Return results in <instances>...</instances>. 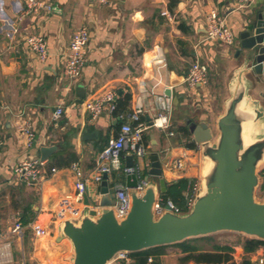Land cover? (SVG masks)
<instances>
[{"label":"crops","instance_id":"1","mask_svg":"<svg viewBox=\"0 0 264 264\" xmlns=\"http://www.w3.org/2000/svg\"><path fill=\"white\" fill-rule=\"evenodd\" d=\"M41 1L51 10L23 15L26 0H0V264H72V246L67 238H60L59 226L79 219L84 211V198L76 199V174L89 179L85 195L90 207L96 206L101 183H93L91 175L100 152L126 121L117 120L107 107L97 120H90L84 104L107 92L116 94V105L119 98L130 97L121 115L131 112L136 103L142 106L144 159L150 164L151 157H158L165 185L182 178L200 179L204 162L200 146L191 142L188 124L203 122L214 132L230 96L231 76L244 64L245 52L236 55L238 36L257 11L264 19V0H251L244 9L233 0ZM210 12L224 18L233 45L205 39ZM79 27L89 31L86 62L78 80L69 83L62 77L63 57ZM30 34L47 43L43 63L26 44ZM196 61L207 67V83L189 88L184 79ZM247 77L252 82L247 93L264 107L263 79ZM219 87L224 90L217 92ZM161 100L170 103L167 130L150 126L163 113ZM59 106L62 118L55 122L53 114ZM24 122L30 126L31 143L19 131ZM45 147L55 149L43 161L39 182L20 181L13 167L29 157L40 159L39 150ZM126 157L124 151L122 167ZM177 157L185 161L181 171L172 167ZM107 176L109 187L117 181L116 189L124 188V171ZM16 223L21 225L19 233L13 231ZM34 226L43 234L36 236ZM236 241L214 242L233 248L236 264L245 256L254 263L264 259L263 247L246 255L243 241ZM186 255L178 245L166 246L147 264H200L184 261ZM111 264L136 263L129 257L126 263L113 259Z\"/></svg>","mask_w":264,"mask_h":264},{"label":"water","instance_id":"2","mask_svg":"<svg viewBox=\"0 0 264 264\" xmlns=\"http://www.w3.org/2000/svg\"><path fill=\"white\" fill-rule=\"evenodd\" d=\"M238 38L236 55L245 52L244 64L230 81V96L214 132L203 122L188 124L191 142L200 146L204 162L191 209L176 214L167 211L155 218L156 198L167 191L157 156L150 159L142 190L137 189L139 181L133 171L125 174L129 211L121 218L112 208L114 191L119 190L117 181L109 187L104 174L97 205L90 207L84 195L80 218L65 220L59 226L60 238H67L72 246V264H111L122 252L138 253L222 233L264 242V200L255 199L260 186L258 169L264 164V107L247 93L252 85L247 74L264 81L262 11L256 12ZM247 122L257 126L259 133L251 134L250 143L244 146L243 127ZM54 149L41 148L40 159L45 161ZM133 163V156L125 158L126 168H132Z\"/></svg>","mask_w":264,"mask_h":264},{"label":"built area","instance_id":"3","mask_svg":"<svg viewBox=\"0 0 264 264\" xmlns=\"http://www.w3.org/2000/svg\"><path fill=\"white\" fill-rule=\"evenodd\" d=\"M98 1L101 3L107 2V0ZM233 1L236 3L239 9H244V7L250 6L252 2L251 0ZM25 7L26 8L23 11V15L38 14L41 12V10H51V6L46 5L41 0H26ZM163 15L168 16L167 13H163ZM21 19L22 18H20V20ZM206 22L205 39L218 42L224 46H231L234 44L235 39L233 38L224 18L218 16L215 12H210L206 17ZM25 40L30 51L35 55L36 59L43 63L47 57V43L45 42L44 38L35 34H30ZM88 40V29L86 27H79V29L73 33L68 42L69 45L67 52L63 57L62 77L69 83L76 82L80 76V72L86 62L85 54L86 47L89 43ZM207 74V67L196 61L189 68L184 81L189 88L198 85H204L207 83ZM116 102V94L110 91L99 96V98L95 100L87 101L84 104V109L90 116V120L95 121L99 118V115L102 113L105 107H107L110 113H113L116 108ZM160 105L163 113H159V115L151 122L150 126L167 130L169 127L167 112H169L170 103L161 100ZM62 112L63 108L61 106L55 110L53 114L55 122L62 118ZM141 113L142 106L139 103H136L131 112L127 113L126 115L118 116L117 120L123 121L126 119V121L120 125L117 137L114 140H111L108 145L100 152L98 162L90 178L93 183L99 184L101 183L104 174L110 175L113 172L119 171L121 169L125 174L133 171L137 177V180L139 181L137 189L142 190L141 188L144 185L142 175L150 164L144 159L146 152L142 142V131L144 129V125L140 123ZM131 123L136 125L132 126ZM19 131L21 134L27 137L28 143H31L33 136L30 126L27 122H24L20 125ZM1 146L2 142L0 141V148ZM124 151L127 152V156H133L134 158L132 168L122 167L121 159L124 158ZM184 162L185 161L183 157L175 158L172 166L173 169L181 171L184 167ZM43 165L44 162L41 159L29 157L17 163L13 167V173H15L19 180L23 183L34 185L39 182L41 178V170ZM55 171V168L51 169L52 173H55ZM76 176V199L80 201L86 194L85 184L89 179L82 178L80 173H77ZM198 186L199 181L197 179H194V181H190L188 183V189L184 193L185 206L188 211L192 207L191 204L193 202L195 193L199 188ZM154 207L155 218H158V216L167 211L174 214L184 213L178 206H174L170 200H165L160 195L157 196ZM112 208L114 209L118 218H121L127 214L129 211V195L127 189L120 188L115 193V203ZM20 227V223H16L13 227V231L15 233H19L21 231ZM33 229L36 236L43 234L42 229L38 226H34ZM114 259L116 262L126 263L129 260V253L122 252L121 254L116 255ZM148 261H150V259H148ZM255 262L258 264H264V259L260 258Z\"/></svg>","mask_w":264,"mask_h":264},{"label":"trees","instance_id":"4","mask_svg":"<svg viewBox=\"0 0 264 264\" xmlns=\"http://www.w3.org/2000/svg\"><path fill=\"white\" fill-rule=\"evenodd\" d=\"M130 97L125 96L122 100L119 98L118 104L116 105L115 111L112 113L116 118L121 115L125 110ZM120 122V121H119ZM191 148V147H190ZM260 186L259 191L264 192V168L259 173ZM194 180L188 179H178L175 182L166 184L167 191L165 194H160V196L165 200H170L174 206H178L180 210L184 213L187 212V208L185 206L184 193L188 189V183ZM213 236L210 237H201L195 238L191 240H186L177 245L180 246L183 252L187 253L184 257V261H193L195 263L200 264H236L234 260H232L231 254L233 252V248L222 245L217 242H212ZM206 242L211 243L210 248L203 249L196 245L198 242ZM193 244V245H192ZM175 245V246H177ZM243 251L246 255L255 252L259 247L264 248V242L256 239H245L243 242ZM164 247L152 248L144 251H140L138 253H129V257L133 258L134 263L136 264H147L148 259H156L160 254ZM242 261L239 264H258L250 261L246 256L241 259ZM154 264H157V262Z\"/></svg>","mask_w":264,"mask_h":264},{"label":"rangeland","instance_id":"5","mask_svg":"<svg viewBox=\"0 0 264 264\" xmlns=\"http://www.w3.org/2000/svg\"><path fill=\"white\" fill-rule=\"evenodd\" d=\"M233 76H231L232 79ZM221 90H224V87H219L217 92H221ZM223 96V95H222ZM264 168V164H262L260 166V168L258 169V174L260 173V171ZM199 181V179H197ZM260 184V182H259ZM255 199L258 202H261L264 200V192L259 191V188H257L256 193H255ZM237 239H241L243 242L246 239L244 236L238 235V234H229V233H222V234H216L212 237L211 241H233V242H237ZM201 245L199 246H210L211 243H206V242H200ZM210 248V247H209Z\"/></svg>","mask_w":264,"mask_h":264},{"label":"bare ground","instance_id":"6","mask_svg":"<svg viewBox=\"0 0 264 264\" xmlns=\"http://www.w3.org/2000/svg\"><path fill=\"white\" fill-rule=\"evenodd\" d=\"M244 110L246 109L244 108ZM243 130H244L243 143H244V146H248V144L250 143L251 134L256 135L259 133V130H257V126H254L253 124L248 123V122L244 124Z\"/></svg>","mask_w":264,"mask_h":264}]
</instances>
